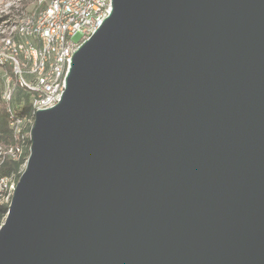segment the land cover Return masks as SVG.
Here are the masks:
<instances>
[{
	"label": "water",
	"instance_id": "1",
	"mask_svg": "<svg viewBox=\"0 0 264 264\" xmlns=\"http://www.w3.org/2000/svg\"><path fill=\"white\" fill-rule=\"evenodd\" d=\"M0 264H264V0H111L34 112Z\"/></svg>",
	"mask_w": 264,
	"mask_h": 264
},
{
	"label": "built area",
	"instance_id": "2",
	"mask_svg": "<svg viewBox=\"0 0 264 264\" xmlns=\"http://www.w3.org/2000/svg\"><path fill=\"white\" fill-rule=\"evenodd\" d=\"M110 11L111 0H36V7L11 25L0 51V66L10 68L5 72L1 99L11 111L16 90L28 91L32 119H12L14 143L3 154L16 160L21 157L23 142L30 139V130L24 126L32 124L36 110L61 99L73 52ZM15 183L0 175V204L8 201Z\"/></svg>",
	"mask_w": 264,
	"mask_h": 264
},
{
	"label": "trees",
	"instance_id": "3",
	"mask_svg": "<svg viewBox=\"0 0 264 264\" xmlns=\"http://www.w3.org/2000/svg\"><path fill=\"white\" fill-rule=\"evenodd\" d=\"M30 12V11H28ZM5 20L7 18H4ZM3 19V20H4ZM5 72H9L10 68L7 65L0 66ZM2 80V79H1ZM29 92L23 89H17L12 101L11 111L6 109L5 103L1 99L0 94V175H7L16 182L23 170L26 158L29 153L30 139L25 138L22 147V155L19 159H12L10 156L3 154L5 147L14 143V137L10 122L14 118H31V108L29 104ZM31 123H27L24 128L30 130ZM7 202L0 204V223L6 211Z\"/></svg>",
	"mask_w": 264,
	"mask_h": 264
},
{
	"label": "rangeland",
	"instance_id": "4",
	"mask_svg": "<svg viewBox=\"0 0 264 264\" xmlns=\"http://www.w3.org/2000/svg\"><path fill=\"white\" fill-rule=\"evenodd\" d=\"M35 7L36 0H0V51L2 50L3 39L10 31L11 25L23 14L32 11ZM4 18L7 19L5 20ZM75 38H78V35ZM4 77L5 71L0 69V94L3 88Z\"/></svg>",
	"mask_w": 264,
	"mask_h": 264
}]
</instances>
